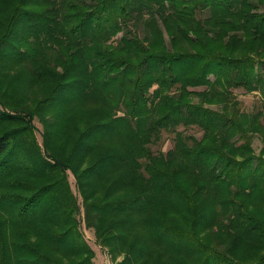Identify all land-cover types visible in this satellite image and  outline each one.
I'll return each instance as SVG.
<instances>
[{
	"label": "trees",
	"instance_id": "16d2710c",
	"mask_svg": "<svg viewBox=\"0 0 264 264\" xmlns=\"http://www.w3.org/2000/svg\"><path fill=\"white\" fill-rule=\"evenodd\" d=\"M80 215L115 264H264V0H0V264H93Z\"/></svg>",
	"mask_w": 264,
	"mask_h": 264
},
{
	"label": "rangeland",
	"instance_id": "374dc122",
	"mask_svg": "<svg viewBox=\"0 0 264 264\" xmlns=\"http://www.w3.org/2000/svg\"><path fill=\"white\" fill-rule=\"evenodd\" d=\"M234 93L237 96L238 100L241 101L242 108L245 112H252L259 107L260 104H259V100L257 98L258 97L257 94H244L241 90H235ZM35 126L38 129V131L41 130L39 123L36 121H35ZM180 130H182V128ZM185 131L188 134H191L196 138H200V136H201V132L194 127L189 128V129L187 128V129H185ZM37 137H38V139H40L38 132H37ZM172 137H173L172 134L163 133L162 134V140L160 141L159 146L153 147V150L157 149V147L160 148L161 151H167V150L171 149ZM252 147L254 148L255 152L258 153L260 145H259L258 139L256 137L253 138ZM69 182H70V185H71L74 193L77 195L76 187L74 184V179L72 178V176L69 177ZM79 218H80V222H82L81 223V231L83 233V236H84L86 242L88 243V245L90 246V248L94 251L95 257L93 259V264H115V262L111 256L110 252L108 251V249L100 247L95 241L93 231L85 228L82 215H80ZM121 259H122V256H119V257H117L116 261L117 262L121 261Z\"/></svg>",
	"mask_w": 264,
	"mask_h": 264
}]
</instances>
